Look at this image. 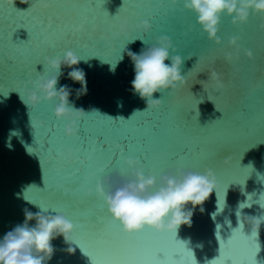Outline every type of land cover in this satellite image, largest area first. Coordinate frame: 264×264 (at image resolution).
Returning <instances> with one entry per match:
<instances>
[{
  "label": "water",
  "instance_id": "1",
  "mask_svg": "<svg viewBox=\"0 0 264 264\" xmlns=\"http://www.w3.org/2000/svg\"><path fill=\"white\" fill-rule=\"evenodd\" d=\"M30 2L31 8L20 0L12 7L0 0V239L24 223L25 208L33 213L43 209L50 215L63 214L74 225L75 252L67 253L68 245L57 237L47 264H93L89 256L99 264H191V252L195 264H264V221L256 236L249 226L238 227L237 220L238 211L241 216H264L261 16L250 13L242 25L222 16L221 43L216 44L203 32L195 13L184 8V0L175 4L172 0H47L51 5L47 12L39 7L40 0ZM125 19L129 27L121 33ZM145 20L152 25L148 34L136 27ZM69 33L76 38H69ZM160 36L171 39L176 52L170 55H191L181 66L187 86L155 93L162 106L144 111L145 101L131 91L134 66L126 49L139 53ZM233 37H240L239 59L228 62L225 56L235 54L229 45ZM100 41L103 44L97 46ZM68 50L81 58L79 68L86 73L88 89L77 99L80 85L67 78L71 69H62L57 90L68 85L73 89L70 104L88 113L77 122L78 133L72 137L65 134L69 121L54 115L57 100L42 101L35 108L26 103L37 80L56 74L46 58L62 59ZM247 51L252 52V60ZM210 69L222 75L223 90L211 81L206 90L198 83L209 79ZM22 73L26 77L20 79ZM45 138L51 145L48 149L43 147ZM125 142L128 151L118 163L123 174L118 169L99 172ZM69 149L70 161L62 158ZM181 154L187 155L172 159ZM144 156L148 163L137 167L146 177L156 178L157 188L160 177L169 172L213 170L218 188L203 204V213L197 207L191 226L182 225L176 233L145 227L127 234L104 198L96 194L98 180L108 181L107 192L133 179L126 160ZM227 158L229 164L224 163ZM60 189L75 208L59 201L49 206V198ZM92 221L103 230L102 241L93 236ZM34 225V220L29 223ZM136 248L143 249L142 256L110 251ZM159 248L166 249V255L152 254Z\"/></svg>",
  "mask_w": 264,
  "mask_h": 264
},
{
  "label": "clouds",
  "instance_id": "2",
  "mask_svg": "<svg viewBox=\"0 0 264 264\" xmlns=\"http://www.w3.org/2000/svg\"><path fill=\"white\" fill-rule=\"evenodd\" d=\"M176 2L177 0H172L173 4ZM6 3L15 7L16 0H6ZM20 3L28 4L29 8L32 6L30 0H20ZM39 7L47 12L51 5L47 0H40ZM184 8L195 13L197 23L203 32L216 44L221 43L218 32L222 16L231 17L233 25L247 23L250 13L264 17V0H184ZM128 27V21L125 19L120 24V32L126 33ZM136 27L138 31L148 34L152 25L145 20ZM260 28L264 30V24H261ZM239 39L240 37L230 39L229 45L235 49V54L228 53L225 56L226 61L239 59L240 49L237 44ZM170 52L175 53L176 49L168 36L158 37L155 43L141 49L139 53L126 49V54L134 66L131 91L145 101L144 111L159 109L162 106L161 99L154 98L155 93L165 91L172 93L187 86V80L181 75V66L184 59H191V55L182 58L181 55H170ZM246 55L249 60L253 59L251 51H247ZM80 60L81 58L72 50L66 51L62 59L46 58L45 63L56 74L47 79L37 80L36 90L28 93L26 101L31 108H35L42 101L57 100L54 115L57 120L69 121L65 127V134L69 137L77 135V122L88 113L83 108L77 109L70 104L69 96L73 89L64 85L57 90L56 86L59 77L63 75L62 69L68 68L71 71L67 73V78L80 85V88L75 90L76 98L87 94L86 73L79 68ZM169 60L170 63H166ZM208 75V80L198 82L204 90L209 81L218 90L226 87L222 75L217 71L210 69ZM216 110L219 111L217 108ZM92 112L96 110L93 109ZM72 156V150L69 149L66 157L62 158L70 161ZM224 163L229 164L230 158L225 159ZM126 164L132 169L133 179L124 181L114 190L107 192L104 185L108 181H98L95 191L99 197L104 198L109 213L122 224L123 231L127 234L140 232L145 227L157 232L176 233L182 225L191 226L192 215L197 207L203 213V204L213 190L218 188L216 176L211 169H206L204 173L179 170L174 175L169 172L160 177V186L157 188L156 178L151 175L146 177L142 168L137 167L140 164L138 160L128 158ZM87 195L91 196V191ZM23 212L24 223L17 225L0 239V264H47L55 252L52 241L61 236L68 245L64 250L69 254L75 252V248L71 246L74 243L72 239L74 225L63 214L50 215L43 209L33 213L27 208ZM33 220L35 225L29 226ZM237 220L238 227L244 229L245 226H249L251 233L258 236L264 216H241L238 211Z\"/></svg>",
  "mask_w": 264,
  "mask_h": 264
},
{
  "label": "snow or ice",
  "instance_id": "3",
  "mask_svg": "<svg viewBox=\"0 0 264 264\" xmlns=\"http://www.w3.org/2000/svg\"><path fill=\"white\" fill-rule=\"evenodd\" d=\"M33 7V5L31 6ZM30 7V8H31ZM27 11V10H26ZM47 18H44L43 20H39V22L41 24H44L45 20ZM262 21H264V17H261L260 18ZM264 24V23H262ZM69 38L71 39H75L76 37L73 36L71 33H69ZM81 44L83 45V40L81 39ZM103 44V41H100L98 43L97 46H101ZM22 77H26V74L22 73L20 74V79H22ZM45 145H47V148H45ZM50 143H49V140L47 138L44 139V143H43V147L44 149H48L50 147ZM128 151V144L127 142H125V144L118 150V152L116 154H114L107 162H105L103 165H101V167L98 169L99 172H104L108 169H118V163H119V159L120 157L122 156V154L124 152ZM187 155V154H181V155H178V156H174L172 157L173 160H178V159H182L184 158V156ZM139 162H142V163H145L147 164L148 163V158L147 156H144L143 159H138ZM118 171L123 174V169H118ZM99 181V180H98ZM97 181V182H98ZM245 182V180L243 181V183ZM234 183V182H233ZM243 183H240V184H243ZM219 199V197H218ZM57 201L59 202H63L65 203L67 206L69 207H73L75 208L76 205L71 201V199L69 198V195L68 193H66L63 189H60L58 190L57 192H55L50 198H49V206L51 207L52 205H54ZM243 206V205H242ZM90 230L93 234V236L99 240V241H102L103 240V230L99 227L96 226V223L95 221H92L91 224H90ZM232 240V237H230L228 239L229 242H231ZM110 251H119L121 252L122 254H128V255H133V256H142L143 255V249H140V248H136V249H110ZM190 251V250H188ZM259 251V248L257 246V250L254 254V261H255V257H256V254L257 252ZM166 252L167 250L164 249V248H159V249H154L153 250V255L154 256H161L159 254H163L166 255ZM191 252V251H190ZM87 254V253H86ZM88 255V254H87ZM89 256V255H88ZM91 261L93 262V264H99V262H96V261H93L92 257L89 256ZM152 264H162V262L160 261H153ZM172 264H175V262H172ZM191 264H195V258H194V255L193 253L191 252Z\"/></svg>",
  "mask_w": 264,
  "mask_h": 264
}]
</instances>
